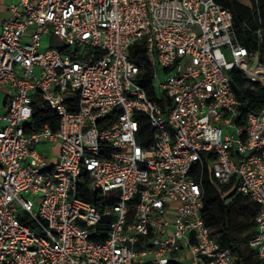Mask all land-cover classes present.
Returning <instances> with one entry per match:
<instances>
[{
	"label": "built area",
	"instance_id": "built-area-1",
	"mask_svg": "<svg viewBox=\"0 0 264 264\" xmlns=\"http://www.w3.org/2000/svg\"><path fill=\"white\" fill-rule=\"evenodd\" d=\"M9 13L0 27V264H234L203 221L206 177L220 197L256 203L248 247L264 260V110H248L229 78L238 68L253 88L264 64L250 61L229 9L16 0ZM140 44L156 100L136 82L130 53ZM44 105L55 131L31 126Z\"/></svg>",
	"mask_w": 264,
	"mask_h": 264
},
{
	"label": "trees",
	"instance_id": "trees-1",
	"mask_svg": "<svg viewBox=\"0 0 264 264\" xmlns=\"http://www.w3.org/2000/svg\"><path fill=\"white\" fill-rule=\"evenodd\" d=\"M215 2L232 12L236 35L240 44L248 50L250 61L257 57L264 64V0H215ZM130 59L139 66L136 82L150 99L156 100L155 89L151 84V70L143 45H135L132 48ZM229 78L235 95L248 101V110L254 112L264 110V77L254 82L253 88L246 85L248 79L238 68L229 72ZM31 126L34 129L48 126L55 131L58 127V117L53 110L44 105L35 109ZM144 129L148 135L151 134L147 125H144ZM203 187L205 200L202 217L211 237L231 251L234 264H264V260L258 259L255 252L248 247V239L256 227L255 217L258 211L256 203L247 197L234 196L232 193L220 197L208 177L203 180ZM78 194L82 199L98 206L97 196L88 193L85 184H79ZM236 216L251 221V225L247 222H236Z\"/></svg>",
	"mask_w": 264,
	"mask_h": 264
},
{
	"label": "crops",
	"instance_id": "crops-1",
	"mask_svg": "<svg viewBox=\"0 0 264 264\" xmlns=\"http://www.w3.org/2000/svg\"><path fill=\"white\" fill-rule=\"evenodd\" d=\"M16 0H0V27L2 22L10 15L9 6Z\"/></svg>",
	"mask_w": 264,
	"mask_h": 264
},
{
	"label": "rangeland",
	"instance_id": "rangeland-1",
	"mask_svg": "<svg viewBox=\"0 0 264 264\" xmlns=\"http://www.w3.org/2000/svg\"><path fill=\"white\" fill-rule=\"evenodd\" d=\"M235 221L238 222V221H241V222H247L248 224L251 225V221H245L244 219L240 218L239 216H236L235 217ZM153 258V255L151 256H148V257H145L143 260H150Z\"/></svg>",
	"mask_w": 264,
	"mask_h": 264
}]
</instances>
